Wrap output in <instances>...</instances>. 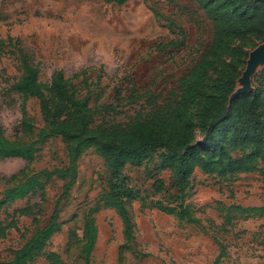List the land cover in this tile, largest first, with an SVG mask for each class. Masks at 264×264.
Returning <instances> with one entry per match:
<instances>
[{"label":"rangeland","instance_id":"374dc122","mask_svg":"<svg viewBox=\"0 0 264 264\" xmlns=\"http://www.w3.org/2000/svg\"><path fill=\"white\" fill-rule=\"evenodd\" d=\"M213 35V22L195 0H128L123 4L109 0H0L2 133L10 140L29 143L45 125L38 98L15 88L23 73L22 54L38 65L39 79L44 82H49L57 69L67 77L86 69L93 82L91 103L113 106L97 114L96 123L125 124L175 98L181 77L201 58ZM262 42L264 35L247 34L232 44V48L243 50L246 59L231 98L254 89L253 77L264 63L252 75L250 87L236 95L250 52ZM217 73L216 68L211 69V83ZM72 83L80 95L87 93L81 75L72 78ZM131 94L140 96L139 101L132 102ZM197 136L202 139L200 131ZM68 162L67 143L55 135L36 144L30 171L66 167ZM26 164L22 157L0 159V192L17 182L7 176ZM158 165L156 156L148 165L127 164L123 168L122 175L143 196L127 204L133 240L127 242L116 207L102 201L94 212L97 239L92 264H215L221 243L225 253L219 264H264V213L244 210L264 205L260 167L226 178L195 168L185 202L201 219L200 224L153 205L156 200L170 206L179 202L171 172ZM77 167V181L59 205L62 229L52 235L47 246V250L60 253L63 264H85V220L90 207L109 189L108 166L95 147L83 151ZM157 177L166 182L161 192L153 188ZM67 178L42 175L44 200L29 195L5 205L0 212L4 223L28 202H39L42 209L38 223L32 216L16 215L20 230L10 228L7 236L0 238V264L49 221ZM71 230L77 232L78 240L70 239ZM35 264H46L45 257L39 256Z\"/></svg>","mask_w":264,"mask_h":264},{"label":"trees","instance_id":"16d2710c","mask_svg":"<svg viewBox=\"0 0 264 264\" xmlns=\"http://www.w3.org/2000/svg\"><path fill=\"white\" fill-rule=\"evenodd\" d=\"M109 1L123 4L128 0ZM195 1L213 22L211 44L181 77L179 93L173 100L137 115L125 124L96 123V115L113 106L91 103L93 82L89 80L86 69L72 77L57 69L51 80L44 82L39 79L38 65L22 54L23 73L15 88L38 98L45 125L40 129L38 138L29 143L6 138L0 126V159L22 157L27 160L24 167L7 176L8 180L17 182L0 192V212L8 203L29 195H38L44 200L42 175L68 178L56 199L49 221L14 249L13 256L4 264H35L39 256L45 257L46 264H63L60 253L47 250V246L52 235L62 229L59 205L76 183L78 159L89 147H95L105 159L109 170V189L90 207L85 220V241L82 245L85 264H92V250L97 239L94 212L102 201L116 207L124 222L127 242L133 240L127 204L133 199H143V196L122 175L127 164L148 165L158 156L157 167L171 172L179 202L170 206L156 200L152 201L153 205L175 213L182 220L200 224L201 219L185 202L195 168L226 178L260 167L264 175V67L254 75V89L251 92L231 98L246 59L243 50L232 48V44L247 34L264 35V1ZM213 68L218 73L211 83L209 76ZM80 75L83 88L87 89L85 95H80V89L72 83V78ZM95 83H100V78ZM131 97L132 102H137L140 96L131 94ZM23 121L26 123L27 120ZM198 131L202 133L201 140L198 139ZM55 135L62 136L67 143L68 165L30 171L36 144ZM153 188L156 192L163 191L166 188L165 180L157 177ZM41 209L39 202H28L16 208L13 215L8 214L12 216L9 222L4 223L0 219V238L6 237L10 228L20 230L16 215L32 216L33 222L38 223ZM244 210L263 214L264 205ZM70 239L78 240L75 230H71ZM220 245L215 264H219L225 253L224 245Z\"/></svg>","mask_w":264,"mask_h":264},{"label":"water","instance_id":"95a60500","mask_svg":"<svg viewBox=\"0 0 264 264\" xmlns=\"http://www.w3.org/2000/svg\"><path fill=\"white\" fill-rule=\"evenodd\" d=\"M264 1V0H262ZM264 63V42L255 47L249 55L246 68L239 79V88L237 94L247 90L251 85V77L256 72L258 67ZM236 89V88H235Z\"/></svg>","mask_w":264,"mask_h":264}]
</instances>
